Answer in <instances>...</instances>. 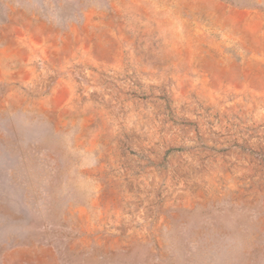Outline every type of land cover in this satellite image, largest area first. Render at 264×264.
Segmentation results:
<instances>
[{
	"label": "rangeland",
	"instance_id": "1",
	"mask_svg": "<svg viewBox=\"0 0 264 264\" xmlns=\"http://www.w3.org/2000/svg\"><path fill=\"white\" fill-rule=\"evenodd\" d=\"M0 264H264V0H0Z\"/></svg>",
	"mask_w": 264,
	"mask_h": 264
}]
</instances>
